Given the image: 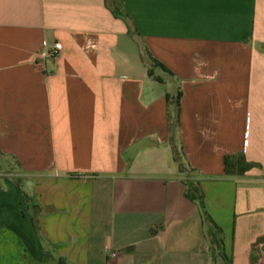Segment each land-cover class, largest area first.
I'll list each match as a JSON object with an SVG mask.
<instances>
[{
    "label": "crops",
    "instance_id": "0c3cea01",
    "mask_svg": "<svg viewBox=\"0 0 264 264\" xmlns=\"http://www.w3.org/2000/svg\"><path fill=\"white\" fill-rule=\"evenodd\" d=\"M0 158V264H264V0H0Z\"/></svg>",
    "mask_w": 264,
    "mask_h": 264
},
{
    "label": "trees",
    "instance_id": "16d2710c",
    "mask_svg": "<svg viewBox=\"0 0 264 264\" xmlns=\"http://www.w3.org/2000/svg\"><path fill=\"white\" fill-rule=\"evenodd\" d=\"M116 15L121 16V13L115 12ZM154 65L158 66L161 71L165 73H169L170 71L159 62L152 59ZM152 76V71L149 73ZM180 94L177 95L175 100L176 106V115L175 118L171 121L170 130H171V145L173 150V157L174 161L177 163L180 173H184L186 175L191 174L192 169L187 165L184 161L185 155L182 154L176 145V134L179 128V113H180ZM252 165L246 161L244 155H237V156H227L225 158V173L228 176L232 175H242L246 171L250 169ZM186 186L185 189V196L194 201L198 202L204 208V193L200 186V183H193L192 185H188L187 181H184ZM217 232L211 233V242L217 247L219 253L226 258V255L223 252V244L222 239L217 236Z\"/></svg>",
    "mask_w": 264,
    "mask_h": 264
},
{
    "label": "rangeland",
    "instance_id": "374dc122",
    "mask_svg": "<svg viewBox=\"0 0 264 264\" xmlns=\"http://www.w3.org/2000/svg\"><path fill=\"white\" fill-rule=\"evenodd\" d=\"M0 170L4 172H10L13 174L14 172H17V164L14 162L12 158H7V159H1L0 158Z\"/></svg>",
    "mask_w": 264,
    "mask_h": 264
},
{
    "label": "built area",
    "instance_id": "2783aa9c",
    "mask_svg": "<svg viewBox=\"0 0 264 264\" xmlns=\"http://www.w3.org/2000/svg\"><path fill=\"white\" fill-rule=\"evenodd\" d=\"M62 49V45L60 43H56L54 45V50H52L50 53H49V56L51 57H55L57 56L58 52ZM112 258H116L117 257V254L116 253H111L110 255Z\"/></svg>",
    "mask_w": 264,
    "mask_h": 264
}]
</instances>
